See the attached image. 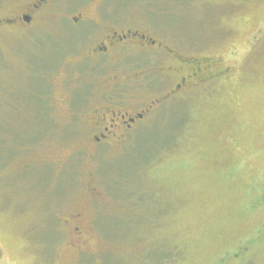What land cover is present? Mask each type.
I'll use <instances>...</instances> for the list:
<instances>
[{
    "label": "rangeland",
    "instance_id": "rangeland-1",
    "mask_svg": "<svg viewBox=\"0 0 264 264\" xmlns=\"http://www.w3.org/2000/svg\"><path fill=\"white\" fill-rule=\"evenodd\" d=\"M30 1L0 0V20ZM146 2L165 0L112 9ZM253 5L162 19L183 49L219 57L227 73L167 96L102 144L86 118L109 103L101 82L72 84L79 123L61 102L85 28L61 25L59 7L32 25H0V264H264V0Z\"/></svg>",
    "mask_w": 264,
    "mask_h": 264
},
{
    "label": "flooded vegetation",
    "instance_id": "flooded-vegetation-1",
    "mask_svg": "<svg viewBox=\"0 0 264 264\" xmlns=\"http://www.w3.org/2000/svg\"><path fill=\"white\" fill-rule=\"evenodd\" d=\"M115 0H32L26 4L25 10L12 18L0 20V25H32L36 17H47L51 10L60 8L58 15L61 25L69 24L71 28H85L78 43V52L73 54L71 61L65 63V70H70L71 81L68 85L63 102L68 105V112L73 122L75 115L72 107L76 85L82 78L100 81L99 90L109 93V103L98 100L86 113L89 118L88 127L95 131L92 141L102 144L117 137L129 135L143 120L150 115L154 106L167 96L181 98L188 93L191 86L203 85L222 80L226 69L217 68L221 63L215 55L195 54L183 49L184 41L174 37L172 29L163 25L166 17L178 21L184 11L208 5V7L230 8L233 12L240 7H252L255 0H165L158 5L145 3L143 11L118 14L112 9ZM221 8V9H220ZM216 11V12H217ZM217 19L220 16H217ZM215 17V16H214ZM246 17V16H241ZM163 19V20H162ZM86 66V67H85ZM67 79V78H66ZM90 79V80H92ZM162 84L167 90L156 91V85ZM108 85L105 88V85ZM65 90V89H64ZM101 92V95L102 93ZM131 92V96L128 94ZM74 93L70 99L69 94ZM158 93L160 100L147 101L148 94ZM83 94V93H80ZM138 100H129V97ZM158 96V97H159ZM107 98V97H106ZM102 102V103H101ZM153 103V106L150 105ZM80 104V103H79ZM76 104V105H79ZM127 105L126 107H123ZM148 109L144 108L148 106ZM145 106V107H144ZM123 108V111H121ZM100 112H103L100 116ZM83 116V115H82ZM82 116L77 119L78 123ZM82 213L73 215L77 222L82 220ZM80 239L85 231L80 226L75 228Z\"/></svg>",
    "mask_w": 264,
    "mask_h": 264
},
{
    "label": "trees",
    "instance_id": "trees-1",
    "mask_svg": "<svg viewBox=\"0 0 264 264\" xmlns=\"http://www.w3.org/2000/svg\"><path fill=\"white\" fill-rule=\"evenodd\" d=\"M43 113H44V112H43ZM43 113L41 114V115H42V117H41V118H42V121L46 120V119H45V118H46V117H45V113H44V114H43ZM43 117H45V118H43ZM43 119H44V120H43ZM42 132H43V130H42ZM42 132H41V133H42ZM133 145H134V144H133ZM134 147H135V146H132V150L129 152V155H132V153H133V151H134ZM11 153H12V152H11ZM115 171H116V172H120V174H122V175L124 174V172H123L122 170H115Z\"/></svg>",
    "mask_w": 264,
    "mask_h": 264
}]
</instances>
